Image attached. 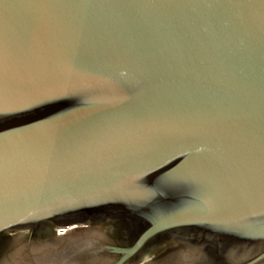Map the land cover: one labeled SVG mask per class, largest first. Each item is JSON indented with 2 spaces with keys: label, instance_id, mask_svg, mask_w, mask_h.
<instances>
[{
  "label": "water",
  "instance_id": "water-1",
  "mask_svg": "<svg viewBox=\"0 0 264 264\" xmlns=\"http://www.w3.org/2000/svg\"><path fill=\"white\" fill-rule=\"evenodd\" d=\"M0 264H264V0H0Z\"/></svg>",
  "mask_w": 264,
  "mask_h": 264
},
{
  "label": "flooded vegetation",
  "instance_id": "flooded-vegetation-1",
  "mask_svg": "<svg viewBox=\"0 0 264 264\" xmlns=\"http://www.w3.org/2000/svg\"><path fill=\"white\" fill-rule=\"evenodd\" d=\"M68 232L62 229H55L54 232L50 235L49 239L54 240L61 236H65Z\"/></svg>",
  "mask_w": 264,
  "mask_h": 264
}]
</instances>
